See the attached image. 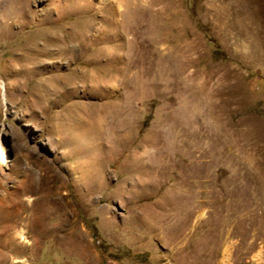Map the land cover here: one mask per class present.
<instances>
[{"label": "rangeland", "instance_id": "1", "mask_svg": "<svg viewBox=\"0 0 264 264\" xmlns=\"http://www.w3.org/2000/svg\"><path fill=\"white\" fill-rule=\"evenodd\" d=\"M262 159L264 0H0V264H264Z\"/></svg>", "mask_w": 264, "mask_h": 264}, {"label": "bare ground", "instance_id": "2", "mask_svg": "<svg viewBox=\"0 0 264 264\" xmlns=\"http://www.w3.org/2000/svg\"><path fill=\"white\" fill-rule=\"evenodd\" d=\"M49 39V38H48ZM50 40V39H49ZM53 41H56V42H58V39H53ZM49 43V42H48ZM51 45H52V43H51ZM58 51L60 52V54L62 55L59 59H64L65 60V62H66V64L67 65H70V63H72V60H73V58H72V55H71V53L69 54V52L67 51V49H65V48H62V49H58ZM50 56V55H49ZM117 57V56H116ZM33 59V58H32ZM107 59V58H106ZM110 59V58H109ZM112 59V58H111ZM120 60V59H119ZM61 61V60H60ZM85 61V64L87 65H89V64H91V62L89 61V60H84ZM112 61V60H111ZM117 62V61H116ZM69 68V67H68ZM70 72V71H69ZM71 73V72H70ZM80 76V75H79ZM88 78H89V76H88ZM122 81H123V79H121ZM91 81V80H90ZM262 160H264V159H262ZM263 162V161H262ZM261 162V163H262ZM263 164V163H262ZM261 164V165H262ZM264 165V164H263ZM262 165V166H263ZM261 166V167H262ZM263 174H264V166H263V169H262V171H261ZM260 172V173H261ZM261 173V175H263ZM259 174V173H258ZM258 180H260L259 178H257ZM262 181L264 182V177H263V179H262ZM264 185V184H263ZM262 185V186H263ZM22 241H23V239H22ZM6 246H7V244H6Z\"/></svg>", "mask_w": 264, "mask_h": 264}]
</instances>
